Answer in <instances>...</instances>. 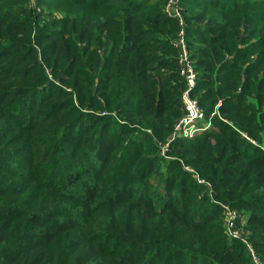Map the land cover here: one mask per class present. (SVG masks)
I'll return each instance as SVG.
<instances>
[{
    "label": "trees",
    "instance_id": "1",
    "mask_svg": "<svg viewBox=\"0 0 264 264\" xmlns=\"http://www.w3.org/2000/svg\"><path fill=\"white\" fill-rule=\"evenodd\" d=\"M165 5L0 0V264H264V0H180L190 140Z\"/></svg>",
    "mask_w": 264,
    "mask_h": 264
},
{
    "label": "built area",
    "instance_id": "2",
    "mask_svg": "<svg viewBox=\"0 0 264 264\" xmlns=\"http://www.w3.org/2000/svg\"><path fill=\"white\" fill-rule=\"evenodd\" d=\"M165 11L169 16L177 19L179 25L182 27L175 42V47L179 50L178 61L180 65V74L186 81V88L182 93L184 115L174 125L172 139L183 138L190 140L200 133L207 131L211 126V122L209 119L207 120L205 118L204 112L199 107L198 101L192 96V91L194 90L196 83V75L192 68L191 61L189 60L188 50L184 39V20L181 14L179 2L177 0H170L165 8ZM167 148L168 144L162 148V152L164 153ZM188 171L193 172L192 169H188ZM196 179L198 183L208 185V183H206L203 179L198 177ZM229 217L230 219H235L237 215L229 214ZM231 231L232 230H230V233H232ZM232 235L234 237H238L234 233H232ZM250 251L253 256V262L258 264L257 258L251 248Z\"/></svg>",
    "mask_w": 264,
    "mask_h": 264
},
{
    "label": "rangeland",
    "instance_id": "3",
    "mask_svg": "<svg viewBox=\"0 0 264 264\" xmlns=\"http://www.w3.org/2000/svg\"><path fill=\"white\" fill-rule=\"evenodd\" d=\"M169 1H170V0H166L165 8L167 7ZM174 1H175V0H174ZM177 1L180 3V0H177ZM32 3H33V1H32ZM179 6H180V8H181V14H182V7H181V5H179ZM165 13H166V11H165ZM166 14H167V13H166ZM182 15H183V14H182ZM167 16H168L169 18H172V17L169 16L168 14H167ZM172 44H173V46L175 47V43H172ZM213 115H214V113H212L211 116H213ZM188 169H190V168H188L187 166H185V170L188 171ZM229 214L237 215V216L239 215L237 211L229 212L228 215H229ZM238 229H239V228L237 227V228H235L234 230H232L231 232L234 233V234H236V235L238 236V233H239V232H238ZM252 258H253V256H252ZM256 258H257V257H256ZM257 261H258V262H257L258 264H262V263L259 261L258 258H257Z\"/></svg>",
    "mask_w": 264,
    "mask_h": 264
}]
</instances>
